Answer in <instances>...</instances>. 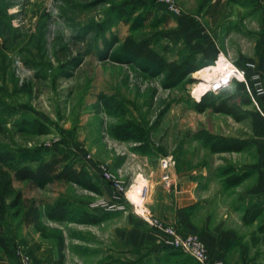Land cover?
<instances>
[{
  "label": "rangeland",
  "instance_id": "rangeland-1",
  "mask_svg": "<svg viewBox=\"0 0 264 264\" xmlns=\"http://www.w3.org/2000/svg\"><path fill=\"white\" fill-rule=\"evenodd\" d=\"M175 2L182 16L160 0H0V152L13 158L1 171L22 195L4 224L11 253L0 248V264H25L20 252L29 264H59L61 256L63 264H198L166 244L162 229L191 233L155 216L153 190L159 182L175 191L176 166H208L217 196L222 171L251 159L212 153L196 136L264 138V0ZM129 38L150 39L164 61L198 70L172 85L160 64L124 51ZM224 58L245 72L261 107L245 82L217 94L244 115L241 121L195 109L213 83L196 73L209 66L222 71ZM63 155L87 170L97 192L74 181L14 177L16 165L35 169ZM165 156L172 158L169 182L160 167ZM101 164L124 185L121 200L89 169ZM218 198L211 208L217 218L229 209ZM29 201L41 214L36 226L24 219ZM57 202L67 205L66 219L50 210ZM81 212L102 221L84 223Z\"/></svg>",
  "mask_w": 264,
  "mask_h": 264
},
{
  "label": "crops",
  "instance_id": "crops-1",
  "mask_svg": "<svg viewBox=\"0 0 264 264\" xmlns=\"http://www.w3.org/2000/svg\"><path fill=\"white\" fill-rule=\"evenodd\" d=\"M237 138L248 140L249 147L239 152L216 153H245L246 159H251L231 166L237 173H248L246 180L236 187H225L227 176L222 171L221 190L216 195L218 203L224 201L228 210L218 218L211 212L217 197L208 184L213 170L208 166L190 168L184 165L171 169L176 180L174 192L168 193L159 182L156 184L152 208L155 216L165 224L175 225L184 233L200 235L213 262L264 264V138ZM220 167L222 170L223 166ZM225 196H230V200H220ZM256 208L261 214L255 221L247 222L246 210Z\"/></svg>",
  "mask_w": 264,
  "mask_h": 264
},
{
  "label": "trees",
  "instance_id": "trees-1",
  "mask_svg": "<svg viewBox=\"0 0 264 264\" xmlns=\"http://www.w3.org/2000/svg\"><path fill=\"white\" fill-rule=\"evenodd\" d=\"M219 2L214 4L213 7H218ZM151 40L144 39L136 41L135 39H127L124 42L123 49L127 53L138 59H144L154 65L162 66L168 70L167 78L171 81L172 85H178L186 79L191 73H195L198 70L195 65H175L168 63L161 59L159 55L152 49ZM249 98V97H248ZM250 100L245 103L248 104ZM233 106L228 105V102L221 99L219 95L210 93L206 95L200 102L195 104V109L203 113L209 109L217 113H225L232 116L236 121H241L244 119V115H239L236 108H231ZM39 125V124H38ZM41 127V125H39ZM43 128V127H42ZM123 133L126 135L128 132L125 130ZM196 139L202 143L203 146L207 147L212 153H226V152H239L243 151L249 147L250 143L248 140L232 137V136H222L212 134L206 131L201 132L200 135L196 136ZM13 160L11 155L3 154L0 152V248L5 254L11 253V245L9 238L4 233V224L9 216V212L12 208L21 206L22 195L17 192L14 188L13 178L9 173L1 171L2 166L6 164L9 168L11 165L7 163ZM15 172L14 177L18 181H30V182H52L54 180L61 181H74L81 187L97 192L96 184L93 182L92 177L87 172L86 169L77 168L74 166L70 157L67 155L54 156L52 159L43 160L39 165L33 169L29 166H14ZM223 175L227 176L225 179V187L232 188L240 185L248 173H237L232 167L223 170ZM12 200V201H11ZM25 214L24 219L28 225H38L40 221V211L36 206L34 201L26 202L24 205ZM50 210L54 216L58 219H66L67 214L70 213L67 205L64 202H57L50 207ZM261 214L260 209H248L245 213V220L248 222H253ZM79 218L84 223L97 224L102 221L101 216L97 214H92L90 212H81ZM175 251L184 254L175 249ZM59 264H63V258L59 259Z\"/></svg>",
  "mask_w": 264,
  "mask_h": 264
},
{
  "label": "built area",
  "instance_id": "built-area-1",
  "mask_svg": "<svg viewBox=\"0 0 264 264\" xmlns=\"http://www.w3.org/2000/svg\"><path fill=\"white\" fill-rule=\"evenodd\" d=\"M161 3L166 7V10L175 16H182L181 8L176 4L175 0H160ZM225 61L229 64L227 68L220 74V78L213 81V84L209 87V92L213 94H220L226 91L229 87L233 86L237 82H245L246 83V94L249 95L251 101L253 100L258 110L261 111V107H259L257 99L255 98L257 93L250 88L246 77L245 72L232 64L228 59L224 58ZM263 92V90H262ZM260 91V93H262ZM160 167L164 171L163 173V181H170L169 170L172 165V158L165 156L160 159ZM91 171L98 173V175L105 180L112 188L114 192V197L117 200H121L126 195V190L123 184L118 182L112 174L109 172L107 166L101 164L98 165L97 168H89ZM93 172V173H94ZM146 219L153 225L155 222L151 220V218ZM162 232L166 234L168 240H166V244L172 249H176L187 256H190L196 260L198 264H224L223 262H213L210 258L209 251L207 249L206 244L197 234H180L175 229H162ZM20 257H22V261L25 264H29V258L23 255L21 252L19 253Z\"/></svg>",
  "mask_w": 264,
  "mask_h": 264
},
{
  "label": "bare ground",
  "instance_id": "bare-ground-1",
  "mask_svg": "<svg viewBox=\"0 0 264 264\" xmlns=\"http://www.w3.org/2000/svg\"><path fill=\"white\" fill-rule=\"evenodd\" d=\"M221 64H220V66H221V70L222 71H224L226 68H227V66L229 65L226 61H224V60H221ZM219 67V66H218ZM222 71H219V70H216V69H213L212 67H206V68H204V69H202L201 71H199V72H197L196 73V75L198 74H204L206 77V80H210V81H215V79L217 80L218 78H220L221 76H220V74L222 73ZM218 75L219 77H217L216 78V76ZM215 77V78H214ZM213 83H211V85H212Z\"/></svg>",
  "mask_w": 264,
  "mask_h": 264
}]
</instances>
